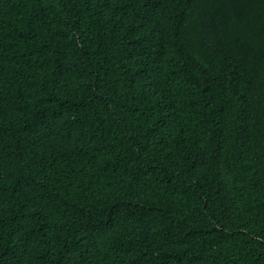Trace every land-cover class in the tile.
Segmentation results:
<instances>
[{"label":"trees","instance_id":"trees-1","mask_svg":"<svg viewBox=\"0 0 264 264\" xmlns=\"http://www.w3.org/2000/svg\"><path fill=\"white\" fill-rule=\"evenodd\" d=\"M0 264H264V0H0Z\"/></svg>","mask_w":264,"mask_h":264}]
</instances>
